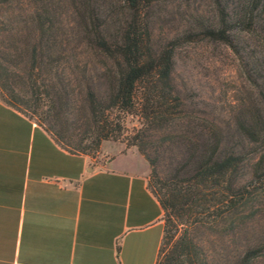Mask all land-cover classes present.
<instances>
[{"label":"trees","instance_id":"obj_1","mask_svg":"<svg viewBox=\"0 0 264 264\" xmlns=\"http://www.w3.org/2000/svg\"><path fill=\"white\" fill-rule=\"evenodd\" d=\"M196 1L0 0V99L68 151L93 155L122 135L136 146L162 208L155 264H256L264 262V0H209L205 19ZM173 2L193 11L156 39L155 6ZM201 39L232 52L248 85L247 101L230 90L224 118L174 80L176 48ZM127 114L138 121L132 132Z\"/></svg>","mask_w":264,"mask_h":264},{"label":"crops","instance_id":"obj_2","mask_svg":"<svg viewBox=\"0 0 264 264\" xmlns=\"http://www.w3.org/2000/svg\"><path fill=\"white\" fill-rule=\"evenodd\" d=\"M134 147L71 152L0 99V264H155L162 208Z\"/></svg>","mask_w":264,"mask_h":264},{"label":"rangeland","instance_id":"obj_3","mask_svg":"<svg viewBox=\"0 0 264 264\" xmlns=\"http://www.w3.org/2000/svg\"><path fill=\"white\" fill-rule=\"evenodd\" d=\"M193 4H197V10L203 19L211 16L212 6L209 0H198ZM193 4L184 7L183 5L178 7L176 2L156 5L155 38L160 39L164 33L168 34L173 29L181 27L185 22L184 18L193 11L191 9ZM173 76L178 87L190 101L206 111L214 112L219 118L227 115L225 110L229 106L231 89L237 87L236 94L244 96L247 101L248 85L239 68L238 58L219 43L206 39L183 42L176 48ZM98 89L104 90V83L99 84ZM124 124L125 132H132V127L136 126L138 121L135 116L127 114L124 117ZM110 140H119L136 148L134 144H127L125 135ZM210 246L218 249V240ZM256 264L264 262L259 261Z\"/></svg>","mask_w":264,"mask_h":264}]
</instances>
